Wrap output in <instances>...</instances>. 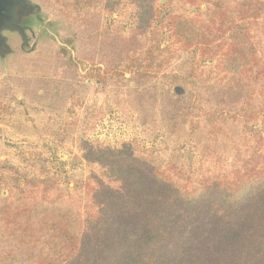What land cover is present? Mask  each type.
I'll list each match as a JSON object with an SVG mask.
<instances>
[{"label":"trees","instance_id":"trees-1","mask_svg":"<svg viewBox=\"0 0 264 264\" xmlns=\"http://www.w3.org/2000/svg\"><path fill=\"white\" fill-rule=\"evenodd\" d=\"M121 6L133 10L134 33L146 44L112 71L135 82L157 78L167 30L176 50L216 60L214 79L185 68L191 56L161 75L172 103L218 139L229 136L230 122L249 124L248 136L230 147L233 166L206 171L166 153L85 144V160L100 173L89 172V198L80 203L46 169L32 177L16 170L11 192L0 191V264H264V0ZM2 169L11 172L0 162Z\"/></svg>","mask_w":264,"mask_h":264},{"label":"rangeland","instance_id":"rangeland-1","mask_svg":"<svg viewBox=\"0 0 264 264\" xmlns=\"http://www.w3.org/2000/svg\"><path fill=\"white\" fill-rule=\"evenodd\" d=\"M32 1L41 12L30 25L29 46L21 49V37L8 33L13 53L0 58V162L11 169L0 175V191L11 192L16 170L32 177L46 169L69 187L70 200H88L89 172L100 173V165L85 160V144L166 153L204 171L234 165L236 149L230 147L243 145L250 125L230 122L229 136L216 138L204 121L176 108L161 76L191 56L184 67L214 79L216 60H204L198 50L181 53L163 30V53L155 60L159 76L120 78L113 68L143 54L146 44L134 33L132 9L117 8V0H81L78 8Z\"/></svg>","mask_w":264,"mask_h":264},{"label":"water","instance_id":"water-1","mask_svg":"<svg viewBox=\"0 0 264 264\" xmlns=\"http://www.w3.org/2000/svg\"><path fill=\"white\" fill-rule=\"evenodd\" d=\"M41 6L32 0H0V58L3 59L13 53L9 44L10 34L21 37V49L29 46L28 31L34 17L39 19Z\"/></svg>","mask_w":264,"mask_h":264}]
</instances>
